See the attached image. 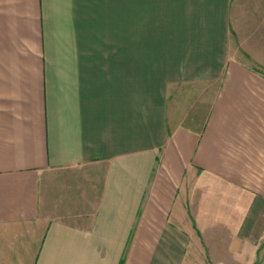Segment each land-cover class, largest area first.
I'll return each instance as SVG.
<instances>
[{"label": "crops", "instance_id": "0c3cea01", "mask_svg": "<svg viewBox=\"0 0 264 264\" xmlns=\"http://www.w3.org/2000/svg\"><path fill=\"white\" fill-rule=\"evenodd\" d=\"M128 3L0 0V264L263 254L264 75L229 58L234 0H135L134 42ZM211 81L200 126L171 118L176 85ZM74 168L70 220L40 180Z\"/></svg>", "mask_w": 264, "mask_h": 264}, {"label": "rangeland", "instance_id": "374dc122", "mask_svg": "<svg viewBox=\"0 0 264 264\" xmlns=\"http://www.w3.org/2000/svg\"><path fill=\"white\" fill-rule=\"evenodd\" d=\"M129 42L136 38V5L135 0L128 3ZM233 34L229 48V58L237 59L249 64L254 70L264 75V0H234L232 6ZM219 88V81H211L206 85L189 82L178 84L173 88V107L171 118L177 122H185L191 126H200L212 101V96ZM205 89V90H204ZM87 169L74 168L68 172H51L40 180L41 194L46 198L48 207L59 212L66 218L77 219L72 213L73 206L65 205L63 193L78 194L86 199L89 185L87 183ZM69 175L67 178H63ZM66 199V196H64ZM82 203L75 207L80 210ZM263 254H243L245 259L240 264H264ZM204 254H202L203 256ZM217 257L221 254H212ZM225 255V254H224ZM227 261L232 263L230 254H226ZM218 259L208 256V264H218ZM196 260L194 264H202Z\"/></svg>", "mask_w": 264, "mask_h": 264}]
</instances>
